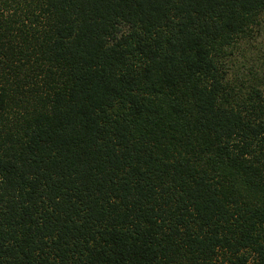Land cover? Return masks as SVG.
<instances>
[{
    "label": "trees",
    "instance_id": "16d2710c",
    "mask_svg": "<svg viewBox=\"0 0 264 264\" xmlns=\"http://www.w3.org/2000/svg\"><path fill=\"white\" fill-rule=\"evenodd\" d=\"M251 41L264 0H0V264H264Z\"/></svg>",
    "mask_w": 264,
    "mask_h": 264
},
{
    "label": "rangeland",
    "instance_id": "374dc122",
    "mask_svg": "<svg viewBox=\"0 0 264 264\" xmlns=\"http://www.w3.org/2000/svg\"><path fill=\"white\" fill-rule=\"evenodd\" d=\"M263 39V38H261ZM261 40H257L255 43H259ZM254 42L251 41V43L248 44H244L241 46V49H243V53L242 56H240V59H242V61H246L247 63L251 62V64H254L255 68L258 69L259 68V60L262 59L263 55L262 54V50H251V45ZM255 45V44H254ZM244 56V57H243ZM260 76L263 77L264 80V67H260V69L258 70Z\"/></svg>",
    "mask_w": 264,
    "mask_h": 264
}]
</instances>
